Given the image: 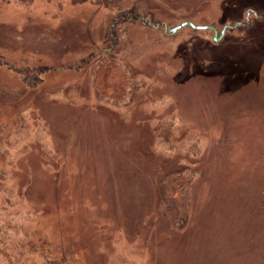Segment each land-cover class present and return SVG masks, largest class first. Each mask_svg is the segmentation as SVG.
<instances>
[{
    "label": "rangeland",
    "instance_id": "obj_1",
    "mask_svg": "<svg viewBox=\"0 0 264 264\" xmlns=\"http://www.w3.org/2000/svg\"><path fill=\"white\" fill-rule=\"evenodd\" d=\"M26 1L0 9V227L28 212L65 264H264V0H147L170 28L130 29L120 103L91 59L114 15ZM186 168L177 228L162 180Z\"/></svg>",
    "mask_w": 264,
    "mask_h": 264
},
{
    "label": "trees",
    "instance_id": "obj_2",
    "mask_svg": "<svg viewBox=\"0 0 264 264\" xmlns=\"http://www.w3.org/2000/svg\"><path fill=\"white\" fill-rule=\"evenodd\" d=\"M20 1L22 2L21 5L23 3L29 4L26 0ZM63 1H71L75 7L88 3L93 4L104 12H110L114 15L110 36L105 44L106 50H94L91 56V59L93 57L94 63H96L93 69L94 75L100 79L96 86L98 93L103 94L104 92L106 95V92L108 94L109 90L112 89L114 95L118 97L116 98L117 103H120L123 98L132 95L133 91L140 90V85L134 81L137 76L134 74L133 67L126 60L131 47V43L128 42V38L131 39L129 31L135 26H141L149 27L158 32L162 25L168 28L170 26L166 23L155 22L153 12L146 7L147 0ZM11 3H13L12 0H0V9ZM165 39H170V37L165 36ZM128 92L130 93L126 94ZM190 171L189 168H186L182 172L170 173L162 180V206L167 211L166 213L171 216V222L177 228L187 225L190 218V208L187 212V193L196 179V175ZM178 193L183 198L182 202L176 200ZM6 210V218L3 220L5 223L0 227V259L4 264H40V259H42V264L66 263V258L60 250L54 251L56 257L45 250L47 244L39 238L36 227L29 221L28 212L12 211L10 208H6Z\"/></svg>",
    "mask_w": 264,
    "mask_h": 264
},
{
    "label": "water",
    "instance_id": "obj_3",
    "mask_svg": "<svg viewBox=\"0 0 264 264\" xmlns=\"http://www.w3.org/2000/svg\"><path fill=\"white\" fill-rule=\"evenodd\" d=\"M186 27H190V28H192V29H194V30H201V29L197 28L196 26H194V25H192V24H187V23H186V24H182V25H181L180 27H178V28L173 29V30L171 31V33H172V34H176L178 31H180V30H182V29H184V28H186ZM225 33H226V31H224V32L222 33V37H221L220 40H222V38L224 37ZM220 40L217 39V34H215L214 41H215L216 43H218Z\"/></svg>",
    "mask_w": 264,
    "mask_h": 264
}]
</instances>
